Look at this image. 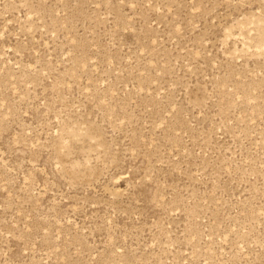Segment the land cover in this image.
Instances as JSON below:
<instances>
[{
	"label": "rangeland",
	"instance_id": "1",
	"mask_svg": "<svg viewBox=\"0 0 264 264\" xmlns=\"http://www.w3.org/2000/svg\"><path fill=\"white\" fill-rule=\"evenodd\" d=\"M0 264H264V0H0Z\"/></svg>",
	"mask_w": 264,
	"mask_h": 264
}]
</instances>
